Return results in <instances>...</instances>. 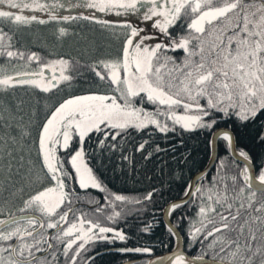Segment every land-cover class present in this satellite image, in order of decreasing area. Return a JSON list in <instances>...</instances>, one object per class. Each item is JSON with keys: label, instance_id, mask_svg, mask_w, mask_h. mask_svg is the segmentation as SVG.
I'll list each match as a JSON object with an SVG mask.
<instances>
[{"label": "snow or ice", "instance_id": "6c2138e0", "mask_svg": "<svg viewBox=\"0 0 264 264\" xmlns=\"http://www.w3.org/2000/svg\"><path fill=\"white\" fill-rule=\"evenodd\" d=\"M79 6L117 17L133 14L148 22L151 31L130 19L112 21L95 13L58 16L56 5L46 0H0V92L27 88L36 101L29 126L18 125L21 140L31 138L29 151L35 159L30 161L27 190H18V206L0 210V264H61L57 251L63 264H95L97 241L129 239L115 226L124 205L146 206L157 190L139 197L114 191L93 160L117 151L127 160L126 146L136 137L141 141L131 146L140 151L145 136L193 131L210 133L211 159L223 150L243 164L235 173L225 172L226 156H221L211 181L205 183L202 173L194 191L192 184L184 190L185 196L200 201L196 217L188 218V242L211 249L213 259L189 258L177 249L144 264H264V153L254 164L249 152L237 151L232 130L264 116V0H83ZM78 18L111 31L118 41L115 51L88 62L46 56L14 46L13 33L5 30L56 21L59 39L69 33L59 22ZM80 80L87 86L74 91ZM5 111L9 121L22 119L11 109ZM8 140L16 145L17 139L8 136L5 141L4 153L11 158L14 149ZM258 141L264 145V130ZM11 167L9 161L7 169ZM77 189L98 190L103 202L89 197L87 205L94 207H83ZM182 203L181 198L165 204V215ZM184 220L181 214L176 226L171 220L166 225L177 240ZM118 251L151 256L154 250L141 246Z\"/></svg>", "mask_w": 264, "mask_h": 264}, {"label": "trees", "instance_id": "16d2710c", "mask_svg": "<svg viewBox=\"0 0 264 264\" xmlns=\"http://www.w3.org/2000/svg\"><path fill=\"white\" fill-rule=\"evenodd\" d=\"M74 22H77L76 26L78 27L64 25L69 28V33L59 39L54 34V27H48L50 21L45 25L47 27H5V30L13 33L14 46L39 51L46 56L49 54L71 56L73 59L84 62H88L92 56L114 52L118 47V41L111 31L83 19H74ZM2 62L0 59V63ZM17 67L20 68L22 65L17 64ZM86 86L84 81L80 80L73 90L79 91L80 88ZM35 106L36 101L30 89L18 87L15 91L0 92V116L5 117L0 119V210L7 208L9 211H13L20 200L18 190L22 186L27 190V173L30 161L35 159V152L29 151L30 137L25 138L27 143L21 140L22 127L18 125L29 126V117ZM6 109H11L17 117H22V119L9 121ZM6 124H10V126L6 127ZM225 126L221 125V127ZM232 130L235 134L237 151L243 148L252 156L253 163L259 164L261 155L264 153V145L259 143L258 136L264 130V116L258 114L254 121L243 125L235 124ZM8 136H15L17 139L16 145H12L8 140V144L14 149L11 158L4 153V145ZM210 138V133L200 131L183 134L181 132H169L168 134L156 132L143 138L147 143L145 148L140 151L133 150L131 146V144L140 142V137H136L126 146L124 154L128 157L127 160L121 159L119 151L110 155L105 154L102 158L93 160L97 173L114 191L139 197L153 188L157 190L153 194L152 202L146 206H144V202L141 205H124V215L116 222L115 226L121 228L128 235L129 239L126 242L97 241L94 249V251H104V249L118 250L120 247L149 246L154 250L151 256L149 254L108 253L95 257L93 259L95 264H121L129 259H135L139 261L138 264H144L147 259L169 252L174 248L175 239L163 224L162 211L165 204L184 196V190L189 186L192 177L208 164L211 155V147L208 143ZM221 156H226L225 172L235 173L239 167H243L242 164L233 162L230 154L219 150L214 166L206 175L205 183L211 181L212 176L216 173V166ZM9 161L12 165L10 171L7 169ZM177 174H179V178H177ZM227 182L229 185L231 184L230 179ZM13 192L16 193L15 196L11 195ZM81 195L84 197L80 201L83 207H94V205H87L89 197L103 202L104 194L95 189L83 190ZM260 195L257 192V198ZM199 202L198 196L191 197L187 203L180 205L178 210H174L169 215V220L176 226L180 215L185 217L183 224L178 226V234L182 240L183 252L187 256H203L212 260L211 249L202 246L199 242H194L191 245L188 242L186 227L189 222L188 218L196 217ZM145 225L150 226L149 232L142 230ZM57 257L63 264L64 257L60 255L59 251H57ZM47 259L53 261V256L47 254ZM215 259L219 261V255Z\"/></svg>", "mask_w": 264, "mask_h": 264}, {"label": "rangeland", "instance_id": "374dc122", "mask_svg": "<svg viewBox=\"0 0 264 264\" xmlns=\"http://www.w3.org/2000/svg\"><path fill=\"white\" fill-rule=\"evenodd\" d=\"M46 2L51 6L53 4L56 5L55 8V14L56 15H72V16H77L79 13H85L87 15H92L95 13V10L93 9H87V8H83L80 7L79 5L83 3V0H46ZM64 5V7H59V5ZM71 4L72 7H68V5ZM39 15L43 16V13H38ZM96 15H102L104 19H109L112 21H116L119 19H130L134 24H139L140 27H142L146 32L151 31L150 26L148 24V22L145 21H141L138 19L137 16L133 15V14H128L127 16H121V17H117L115 13H107V14H99V13H95ZM80 19V18H78ZM51 23L49 24L48 27H54V25L57 23L56 21H50ZM62 22V21H61ZM70 23L67 22H62V24L66 25V26H70V27H78L76 26L77 22H74V20L72 21H68ZM90 22V21H89ZM60 23V22H59ZM47 25H40L36 22H33L31 24V26H25V27H47L45 26Z\"/></svg>", "mask_w": 264, "mask_h": 264}, {"label": "water", "instance_id": "95a60500", "mask_svg": "<svg viewBox=\"0 0 264 264\" xmlns=\"http://www.w3.org/2000/svg\"><path fill=\"white\" fill-rule=\"evenodd\" d=\"M212 156V152H211V155H210V157ZM230 157L232 158V160H235V162H237V163H239V164H242L241 163V160H240V158L237 156V157H235V158H233L231 155H230ZM216 158H217V155H216ZM215 162H216V159L215 160H213V159H209V161H208V164L206 165V167L203 169V170H201L200 172H198L197 174H195L193 177H192V179L190 180V183L189 184H192L193 185V188H192V190L194 191L195 190V184H199V181H200V179H199V176L202 174V173H205L206 175L209 173V171L212 169V167L214 166V164H215ZM243 165V164H242ZM194 182V183H193ZM190 198H191V196H183L182 197V199H183V201H184V203H182L181 205H183V204H185V203H187L189 200H190ZM178 200H180V199H178ZM162 221H163V224L166 226L167 224H168V222H169V215H165V211H164V209H163V211H162ZM179 235V234H178ZM180 237V236H179ZM175 238V246H174V248L171 250V251H169V252H166V253H163V254H160V255H156V256H153V257H151V259H155L156 257H159V256H167V255H170L174 250H177V249H179V250H182L183 251V247H182V240H181V237L179 238V240H177L176 239V237H174ZM107 252H109V251H107ZM111 252H119L118 250H114V251H111ZM103 253H106V252H103ZM103 253H99V254H96V255H93V258H95V257H97V256H99V255H102ZM125 254H134V255H137V254H140V253H133V252H127V253H125ZM185 254V253H184ZM186 255V254H185ZM187 256V255H186ZM187 257H189V258H195V257H190V256H187ZM205 260H210V259H207V258H204ZM217 261V260H216ZM128 262H132V264H137L138 263V261H128ZM217 262H219V261H217ZM122 264H126V262L125 263H122Z\"/></svg>", "mask_w": 264, "mask_h": 264}, {"label": "flooded vegetation", "instance_id": "af4514ba", "mask_svg": "<svg viewBox=\"0 0 264 264\" xmlns=\"http://www.w3.org/2000/svg\"><path fill=\"white\" fill-rule=\"evenodd\" d=\"M115 249H109V250H105L102 251V250H99V251H94L93 252V255H96V254H99V253H103V252H106V253H103V254H108V253H115V254H125V253H121V252H111V251H114ZM109 251V252H107ZM39 255V254H38ZM130 255H134V254H130ZM94 259V258H93ZM128 261H138V260H135V259H129L125 262H128ZM124 263V262H123ZM78 264H80V262L78 261ZM122 264V263H121Z\"/></svg>", "mask_w": 264, "mask_h": 264}]
</instances>
